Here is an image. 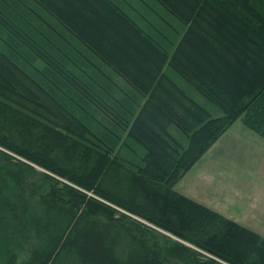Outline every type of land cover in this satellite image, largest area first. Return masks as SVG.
<instances>
[{"label": "trees", "instance_id": "1", "mask_svg": "<svg viewBox=\"0 0 264 264\" xmlns=\"http://www.w3.org/2000/svg\"><path fill=\"white\" fill-rule=\"evenodd\" d=\"M157 1L209 106L162 68L153 6L0 0V264H264V236L174 186L238 117L264 135V0Z\"/></svg>", "mask_w": 264, "mask_h": 264}, {"label": "rangeland", "instance_id": "2", "mask_svg": "<svg viewBox=\"0 0 264 264\" xmlns=\"http://www.w3.org/2000/svg\"><path fill=\"white\" fill-rule=\"evenodd\" d=\"M132 1L134 2L132 4L135 7L137 6L139 7L140 14L145 15V17L150 16L148 13H151L152 9L150 7L152 6H153V10L155 9L154 11H159L161 13V16L164 18V21L168 24V31L166 32L169 33V35H165L163 33L162 35H164L166 38H169L170 40L171 38L178 37V34H180L183 29L185 30L189 27L188 25L190 24V22H186L181 17L179 18L175 16L173 13L166 11L164 9L165 7L163 6V4L157 0H132ZM82 7L83 5L81 4H76V6L72 5V10L74 9L77 10V13L81 16L79 18H81L82 21H87L89 23L90 20L91 23H95L97 21L96 19L102 20V17L98 15V11L94 9V6L87 7L89 10L87 8L86 10L84 9L83 11L79 10V8ZM91 26L93 27V25ZM192 34L195 33L192 32ZM192 38L189 39L186 43L188 42L191 43ZM190 43H188L185 47H183L184 48L183 54L188 51L192 52L194 47L193 46L191 47ZM197 43L198 42H195L194 45H196ZM196 58H198V56H196ZM126 59L127 58L123 55L118 57V60L122 61L126 65H129L130 59H128L127 61ZM35 64L39 68H43L45 65L41 60H37ZM203 64H205V62ZM211 64L214 66L215 63L213 64L211 62ZM87 66L89 67L88 70L91 71L92 69L90 68V66L89 65ZM92 71L93 73L92 72L91 73L87 72V73L96 74L94 70ZM171 77L174 78L172 80H174L175 84L190 90L188 84L182 83L181 80L178 79V77L175 76H171ZM233 89L236 90L235 87H233ZM190 91L192 93V90ZM205 103H207L209 106V103L207 101H205ZM210 109L213 110L215 114L222 113L221 110H219L217 107L216 108L210 107ZM238 119L240 120V122H245L246 124L245 117L243 118L239 117ZM103 127L104 126H100L96 128L98 133L101 132L99 137L101 136L103 143L107 147H113L116 150L119 149L121 140H119L112 133L110 134L109 132L105 131ZM252 129L255 130L254 128ZM255 131L261 134L262 136H264L258 130ZM222 134L223 135L219 138L217 145L212 149L208 150L204 156L200 157L197 163H195V165L187 171L185 177L181 181H185L183 186L187 188L188 193L191 192L194 194V196L201 197L202 199L206 200L209 206L210 205L212 206L214 204L219 208L218 211L220 212H230L231 208L235 207L239 211L237 212L235 211V214L234 213L232 214L234 216H237V219L239 218L242 219L243 218L242 216L244 215L242 212H240V210H242L243 207L239 206L240 202H238V205L231 203V199L229 197L230 196L229 194L233 192L230 189L231 183L229 184V186L224 184V178L228 183L227 177L230 176L264 173L261 170L260 162L258 160H255L253 157V150L258 151V149L260 150V147L258 143H253L252 141L247 143V140L245 138V132L239 129V123L229 127L227 132ZM231 141L234 143L233 144L229 143ZM220 151L224 152L222 156L218 155L219 153H221ZM218 158H222V159L218 161V163H215L214 160ZM37 168L43 169L40 166H38ZM217 201L219 204H217Z\"/></svg>", "mask_w": 264, "mask_h": 264}, {"label": "crops", "instance_id": "3", "mask_svg": "<svg viewBox=\"0 0 264 264\" xmlns=\"http://www.w3.org/2000/svg\"><path fill=\"white\" fill-rule=\"evenodd\" d=\"M139 16L142 17L143 18L142 20L144 21L143 15L139 14ZM160 26L162 27V21H160ZM162 28H163V30L168 31V24L165 22ZM162 33H163V31H162ZM160 38H161L162 42L167 41V39L162 34H161ZM164 70H166L170 76L178 77V79L181 80L182 83L188 84V86L190 87V90H192V93L195 94L202 102H205V101L208 102V100L206 98H204L203 96H201L199 94V92L192 89V87L187 82V80L182 78L181 75L179 74L178 70L175 69L171 64H167L164 67ZM238 123H239V129L243 130L245 132V138L247 140V143L250 141H252L253 143H258L260 150L259 149H258V151L253 150V157L255 160H258L260 162L261 170H262V172H264V136L257 133L250 126L248 127L245 124V122H240L239 119H237L229 127L234 126L235 124H238ZM227 130L228 129H226L225 132H227ZM222 135L223 134H221L217 138V140L214 141V143L207 148V150L204 152L205 154L208 150L212 149L213 147H215L217 145L218 140ZM229 143L233 144L234 142L231 141ZM205 154H203V156ZM223 154H224V152H221L218 155L222 156ZM221 159L222 158H218L214 161H215V163H218V161H220ZM185 174L175 184L176 189H178L180 192L186 194L187 196L189 195V196L193 197L194 199L201 201L202 203L209 206V204L206 202V200L202 199L201 197L194 196V194L191 192L188 193L187 188H185L183 186L185 181H181L185 177ZM227 180H228V183L224 178V184L229 186V184L231 183L230 189L233 191L231 194H229L230 195L229 197L231 199V203L238 205V202H240L239 206L243 207V209L240 210V212H242L244 216H242L243 217L242 219L239 217H238L239 219H237V216H234L232 214V213L235 214V211L236 212L239 211L235 207H233L234 209L231 208L230 212H222V213H224L226 216L234 218L235 220L240 222L242 225L244 224L245 226H248L249 228L256 230L257 232H259V234L261 236H264V173H262V174H251V175H240V176H230V177H227ZM226 199H227V196H226ZM217 204H219L218 201H217ZM213 205L212 206L210 205V206L213 207ZM215 207H216V210L219 209L217 206L214 205V208Z\"/></svg>", "mask_w": 264, "mask_h": 264}, {"label": "bare ground", "instance_id": "4", "mask_svg": "<svg viewBox=\"0 0 264 264\" xmlns=\"http://www.w3.org/2000/svg\"><path fill=\"white\" fill-rule=\"evenodd\" d=\"M162 44H164L163 45V49L165 50V53L167 54V57H166V61H165V59H164V55H162V59H163V62H162V68H164L167 64H169V58H170V56H171V52H172V48H170V46L166 43V42H162ZM154 57H156L157 59H159V55H158V53L157 52H155L154 53ZM155 58V59H156ZM160 62V60L159 61H157V63H159ZM144 66V67H143ZM136 70H137V68H136ZM138 73H142V74H144V75H148V74H150V70H149V68H148V66H147V63H144L143 61H140V64L138 65ZM240 117H242L243 118V116H240ZM239 118V117H238ZM237 120V119H236ZM233 124V123H232ZM231 124V125H232ZM217 140V139H216ZM1 147V146H0ZM180 180V179H179ZM178 180V181H179ZM175 186V185H174ZM176 188V187H175ZM127 211V210H126ZM152 225V224H151Z\"/></svg>", "mask_w": 264, "mask_h": 264}]
</instances>
